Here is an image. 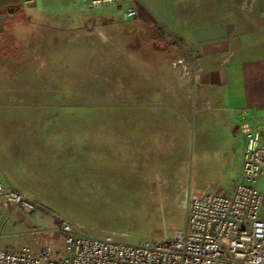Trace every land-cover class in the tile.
<instances>
[{
	"label": "rangeland",
	"instance_id": "1",
	"mask_svg": "<svg viewBox=\"0 0 264 264\" xmlns=\"http://www.w3.org/2000/svg\"><path fill=\"white\" fill-rule=\"evenodd\" d=\"M90 12L87 25H42L26 40L15 37L28 30L24 13L10 25L0 16V182L39 206L0 201L10 250L67 256L61 219L158 243L184 228L191 193L229 191L241 174L243 137L220 121L208 76L179 41L119 19L94 29ZM246 17L243 56L264 55V20Z\"/></svg>",
	"mask_w": 264,
	"mask_h": 264
},
{
	"label": "built area",
	"instance_id": "2",
	"mask_svg": "<svg viewBox=\"0 0 264 264\" xmlns=\"http://www.w3.org/2000/svg\"><path fill=\"white\" fill-rule=\"evenodd\" d=\"M82 2L89 11L113 8L125 21L137 17L133 0ZM239 131L244 139L240 178L229 191L191 193L184 201L185 226L172 236L158 243L94 237L61 219L54 232L63 236L67 256H55L49 247H0V264H264V192L259 189L264 143L256 121L242 120ZM0 201L28 214L39 208L1 182Z\"/></svg>",
	"mask_w": 264,
	"mask_h": 264
},
{
	"label": "crops",
	"instance_id": "3",
	"mask_svg": "<svg viewBox=\"0 0 264 264\" xmlns=\"http://www.w3.org/2000/svg\"><path fill=\"white\" fill-rule=\"evenodd\" d=\"M133 1L137 12L134 20L125 21L115 9L104 8L94 12L99 21L93 22L92 27L104 30V26L119 19L122 24L159 29L176 38L195 67L208 76L207 86L219 104L220 121L233 124L239 133L242 120L256 121L264 143V55L244 58L245 50L238 45L248 37L242 30L251 26L246 22L247 15L264 20V0ZM87 12L93 13L82 0H0V16L6 25L20 13L25 14L23 25L28 30L22 35L17 32L15 37L19 40L31 38L42 25L74 29L87 25ZM241 15L243 22L238 19ZM0 32L8 38L6 26ZM6 42L3 47H7ZM238 146L243 162L244 139ZM4 206L20 210L12 204Z\"/></svg>",
	"mask_w": 264,
	"mask_h": 264
},
{
	"label": "trees",
	"instance_id": "4",
	"mask_svg": "<svg viewBox=\"0 0 264 264\" xmlns=\"http://www.w3.org/2000/svg\"><path fill=\"white\" fill-rule=\"evenodd\" d=\"M156 41H160L159 39H156Z\"/></svg>",
	"mask_w": 264,
	"mask_h": 264
}]
</instances>
